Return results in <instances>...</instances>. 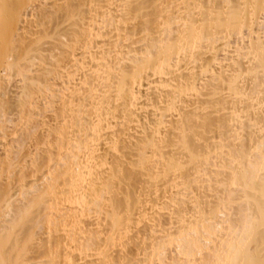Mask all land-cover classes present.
<instances>
[{
	"label": "bare ground",
	"instance_id": "6f19581e",
	"mask_svg": "<svg viewBox=\"0 0 264 264\" xmlns=\"http://www.w3.org/2000/svg\"><path fill=\"white\" fill-rule=\"evenodd\" d=\"M0 264H264V0H0Z\"/></svg>",
	"mask_w": 264,
	"mask_h": 264
},
{
	"label": "rangeland",
	"instance_id": "374dc122",
	"mask_svg": "<svg viewBox=\"0 0 264 264\" xmlns=\"http://www.w3.org/2000/svg\"><path fill=\"white\" fill-rule=\"evenodd\" d=\"M20 82H19V77L18 76H13L10 80V84L8 87L9 90V102L13 99L15 92L17 91V87L20 86ZM5 117L10 119V126H9V133L10 136H12L13 138H16L17 136H21V134L23 133V126H24V122L25 119L23 118V114L19 113L17 114L15 109H9L6 110L5 112Z\"/></svg>",
	"mask_w": 264,
	"mask_h": 264
}]
</instances>
